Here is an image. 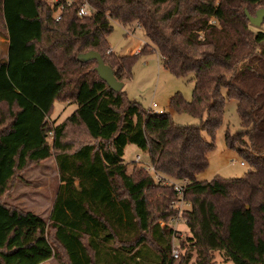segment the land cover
Wrapping results in <instances>:
<instances>
[{
  "label": "trees",
  "instance_id": "trees-1",
  "mask_svg": "<svg viewBox=\"0 0 264 264\" xmlns=\"http://www.w3.org/2000/svg\"><path fill=\"white\" fill-rule=\"evenodd\" d=\"M87 2L92 11L78 17L77 2L0 0V38L7 41L0 58V196L16 171L49 157L59 182L46 220L0 202V264H41L57 259V249L67 264H187L190 255L181 250L194 251L193 264H207L211 252L229 264H264V32L252 30L243 14L253 16L264 0ZM111 22L134 25L147 43L134 55L114 54L106 43ZM151 50L172 75H191L190 101L175 93L169 104L203 116L197 125L143 110L122 88L109 90L94 61L78 59L96 52L123 84L137 56ZM227 100L236 103L240 129L225 133L224 142L250 170L196 182ZM58 101L75 110L49 126ZM72 128L94 143L79 141ZM127 145L147 154L159 180H186L189 207L180 217L188 235L178 239L176 258L175 231L159 225L174 219L169 203L176 194L146 171L128 172Z\"/></svg>",
  "mask_w": 264,
  "mask_h": 264
},
{
  "label": "rangeland",
  "instance_id": "rangeland-1",
  "mask_svg": "<svg viewBox=\"0 0 264 264\" xmlns=\"http://www.w3.org/2000/svg\"><path fill=\"white\" fill-rule=\"evenodd\" d=\"M47 3H54V0H44ZM259 8L258 6H248V12L252 15ZM111 32L106 38V43L116 55H134L147 43L140 29L134 25L130 28H123L115 22H111ZM252 30L264 32V19L258 27L251 26ZM133 28V30H132ZM6 57L5 42L0 38V58ZM191 75L176 77L162 67V61L155 50L147 54L138 55L132 65L130 77L123 82L122 91L127 101L137 103L143 110L167 113L171 121L178 125H197L200 119L184 112H176L169 104L170 98L178 93L184 101H190L192 93ZM224 94V92H222ZM154 104L155 107L151 108ZM235 101L227 100L222 108V118L220 125L215 129L212 137V149L206 154V167L195 176L196 182H208L215 176L229 179L239 178L250 170L246 163L235 153L226 147L224 134L233 135L240 129L239 121L235 111ZM75 108L67 101L53 104L51 115L47 118V124L60 123ZM1 129V127H0ZM72 131L80 137L82 143H94L84 139L83 130L72 128ZM71 129H66L63 139L67 140L71 136ZM205 140L210 139L202 133ZM51 139H48L50 141ZM239 144L235 143V146ZM137 157V160L135 158ZM123 161L127 163V171L133 173L134 170L146 171L155 183L168 185L174 181L171 178L159 180L160 175L151 170H146L149 165L147 154L141 152L133 145H127L123 151ZM58 177L52 157L35 163H27L24 169L16 171L7 184L6 191L0 196V202L5 206L22 212L32 214L46 220L51 202L58 186ZM158 193V192H157ZM189 207V202L182 200L178 206L174 221L170 223L175 231L172 240V249L177 251L178 239L182 240L188 235L184 220L180 214ZM166 221H159L162 223ZM57 259H49L41 264H67L62 252L57 249ZM184 256L190 255L187 264H193L195 259L194 251L181 250ZM190 253V254H189ZM210 257L207 264H229L223 261L217 252L208 254ZM177 262V261H176ZM174 262V263H176ZM231 264V263H230Z\"/></svg>",
  "mask_w": 264,
  "mask_h": 264
},
{
  "label": "water",
  "instance_id": "water-1",
  "mask_svg": "<svg viewBox=\"0 0 264 264\" xmlns=\"http://www.w3.org/2000/svg\"><path fill=\"white\" fill-rule=\"evenodd\" d=\"M243 14L249 25L258 27L264 19V7L257 9L253 16L248 15L245 10L243 11ZM78 59L83 62L94 61V71L97 77L108 87L109 90L118 92L122 88L123 84L115 80L110 68L103 64L100 56L96 52L88 51L80 54Z\"/></svg>",
  "mask_w": 264,
  "mask_h": 264
},
{
  "label": "built area",
  "instance_id": "built-area-1",
  "mask_svg": "<svg viewBox=\"0 0 264 264\" xmlns=\"http://www.w3.org/2000/svg\"><path fill=\"white\" fill-rule=\"evenodd\" d=\"M59 1L60 0H54V3H58ZM63 1H64V4L66 6H69V5L76 3V2L78 3L77 4V10H76V15L78 17H85V16L89 15V13L92 11L87 0H63ZM61 9H62V5L60 4L56 8V11L54 12V15H53L54 21L59 20V17H60L59 15H60ZM107 52H109V50ZM154 107H155V105L152 104L151 108H154ZM135 160H137V157L135 158ZM147 167L148 168H146V170H151L153 172L150 165H148ZM167 184L172 186V189L176 194V198H174V200L170 201L169 207L177 210L178 206L182 203V191H183L184 186L186 185V180L181 179L178 181H172V182L167 183ZM173 221H174V219L172 218L167 223L159 222V225L162 226L164 224L168 227H171L170 223ZM171 256H172V258H176L177 257V251L172 249L171 250Z\"/></svg>",
  "mask_w": 264,
  "mask_h": 264
},
{
  "label": "crops",
  "instance_id": "crops-1",
  "mask_svg": "<svg viewBox=\"0 0 264 264\" xmlns=\"http://www.w3.org/2000/svg\"><path fill=\"white\" fill-rule=\"evenodd\" d=\"M3 41L5 42V44H7V41H6V40H3ZM54 103H56V102H54ZM54 103H53V104H54ZM67 104H68V103H67ZM71 105H73V104H71ZM74 106H75V105H74ZM74 110H75V108L72 110V112H73ZM72 112H71V113H72ZM71 113H70V114H71ZM70 114H69V115H70ZM69 115H68V116H69ZM68 116H66V117H68ZM66 117H65V118H66ZM65 118H64V119H65Z\"/></svg>",
  "mask_w": 264,
  "mask_h": 264
}]
</instances>
